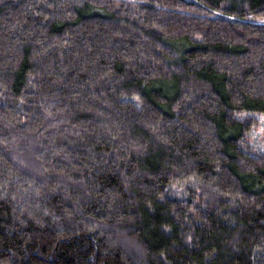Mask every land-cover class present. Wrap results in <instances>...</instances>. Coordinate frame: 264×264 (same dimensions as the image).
Masks as SVG:
<instances>
[{
	"label": "trees",
	"instance_id": "1",
	"mask_svg": "<svg viewBox=\"0 0 264 264\" xmlns=\"http://www.w3.org/2000/svg\"><path fill=\"white\" fill-rule=\"evenodd\" d=\"M0 264H264V0H0Z\"/></svg>",
	"mask_w": 264,
	"mask_h": 264
}]
</instances>
